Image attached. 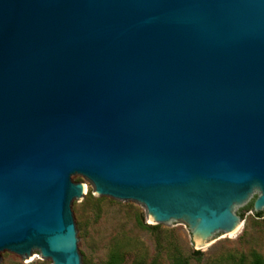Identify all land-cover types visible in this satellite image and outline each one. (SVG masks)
<instances>
[{
    "label": "water",
    "instance_id": "obj_1",
    "mask_svg": "<svg viewBox=\"0 0 264 264\" xmlns=\"http://www.w3.org/2000/svg\"><path fill=\"white\" fill-rule=\"evenodd\" d=\"M75 176L195 247L264 212V0H0V262L84 264Z\"/></svg>",
    "mask_w": 264,
    "mask_h": 264
},
{
    "label": "rangeland",
    "instance_id": "obj_2",
    "mask_svg": "<svg viewBox=\"0 0 264 264\" xmlns=\"http://www.w3.org/2000/svg\"><path fill=\"white\" fill-rule=\"evenodd\" d=\"M73 181L87 187L84 199L72 205L84 264H107L113 251L123 255V264H173L176 256L190 258L191 264H233L246 256L247 264L251 253L264 255V216L257 218L248 209L250 205L242 211V224L235 235H222L195 247L185 224L154 225L140 205L97 197L80 176ZM140 222L149 228L141 227ZM194 251H201L202 256H195ZM1 256L0 264H52L38 254L29 260L8 252Z\"/></svg>",
    "mask_w": 264,
    "mask_h": 264
},
{
    "label": "trees",
    "instance_id": "obj_3",
    "mask_svg": "<svg viewBox=\"0 0 264 264\" xmlns=\"http://www.w3.org/2000/svg\"><path fill=\"white\" fill-rule=\"evenodd\" d=\"M253 209V206L250 205L248 207V209ZM255 216L257 218H261L262 216H264V212L262 213H255ZM141 227L144 228H149V226L145 225L143 222H140ZM156 226H151V228H154ZM194 255L195 256H202V252L201 251H194ZM246 256H242L239 258L238 261H235L233 264H246ZM124 262V258L123 255L120 254L117 251H113L109 257V260L107 262V264H123ZM173 264H191L190 262V258H186V257H182V256H176L173 260ZM247 264H264V255L258 253V252H253L250 254V261Z\"/></svg>",
    "mask_w": 264,
    "mask_h": 264
},
{
    "label": "bare ground",
    "instance_id": "obj_4",
    "mask_svg": "<svg viewBox=\"0 0 264 264\" xmlns=\"http://www.w3.org/2000/svg\"><path fill=\"white\" fill-rule=\"evenodd\" d=\"M85 188H86V190H87V187L85 186ZM86 192V191H85ZM239 231V230H238ZM238 231H236L235 233H233L232 235H230V236H233V235H235Z\"/></svg>",
    "mask_w": 264,
    "mask_h": 264
}]
</instances>
